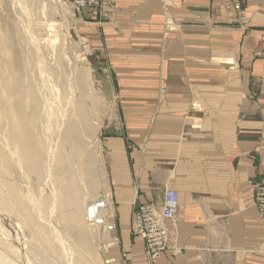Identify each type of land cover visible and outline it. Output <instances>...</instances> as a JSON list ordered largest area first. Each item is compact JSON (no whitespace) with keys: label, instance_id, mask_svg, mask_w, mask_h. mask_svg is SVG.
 Masks as SVG:
<instances>
[{"label":"crops","instance_id":"1","mask_svg":"<svg viewBox=\"0 0 264 264\" xmlns=\"http://www.w3.org/2000/svg\"><path fill=\"white\" fill-rule=\"evenodd\" d=\"M162 1L168 30L179 29L165 37ZM114 2V24L89 29L125 59L116 66L137 146L130 162L119 139L108 142L120 250L144 263L143 240L131 239L132 203H158L170 188L179 210L168 234L180 250L155 264H264L251 190L264 184V59L254 55L264 48V0H242L244 26L228 25L236 18L223 0Z\"/></svg>","mask_w":264,"mask_h":264},{"label":"bare ground","instance_id":"2","mask_svg":"<svg viewBox=\"0 0 264 264\" xmlns=\"http://www.w3.org/2000/svg\"><path fill=\"white\" fill-rule=\"evenodd\" d=\"M30 1L12 0L14 12L21 14ZM109 1L112 6L113 1ZM223 8L237 21L243 5L235 13L223 0ZM241 18L245 25L243 14ZM4 38L0 36V45L6 44L9 49L6 54L7 47H0V264H96L100 260L101 264H110L104 252L111 246L106 245V238L113 229L115 210L110 197L99 196L98 192L103 187L99 142L92 138L87 143V74L71 60L61 62L67 81L75 72L81 94L74 99L70 93L73 87L65 83L57 99L50 77H59V65H41L39 60V65L33 66L26 55L29 41L40 55L34 34L18 24L13 34ZM92 145L94 150L89 148ZM166 191L177 195L175 218L179 197L175 190ZM167 222L163 223L168 228ZM63 227L80 237L76 242L80 253L74 254ZM134 229L132 222V232ZM89 235L98 240V258L87 244ZM56 244L61 246L60 253ZM146 253L149 259L162 254L150 258Z\"/></svg>","mask_w":264,"mask_h":264},{"label":"rangeland","instance_id":"3","mask_svg":"<svg viewBox=\"0 0 264 264\" xmlns=\"http://www.w3.org/2000/svg\"><path fill=\"white\" fill-rule=\"evenodd\" d=\"M31 1L26 3L25 5L27 8L25 10L26 12L23 11L21 14H17L16 12H14L15 10L12 7V3H11L12 0H0V36L2 37V39L5 40L4 36L6 35L7 37L10 36V34L12 35L18 24L20 27L26 26L27 30L29 29L32 32V34H34L35 38L37 39V45L40 48L39 50L40 55L38 56L35 53V50L32 47L34 43H32L31 41H29L28 44L25 46V50L27 51L26 55L28 57L29 62L33 66L38 64L39 60L40 61L42 60L39 63L41 65L42 63L45 65H52V64L59 65L58 67L59 69L57 68V72L60 73L59 77L58 74H57V78L50 77L52 92L54 95H56L57 99L60 97V91L63 88L62 84L65 83L68 85L71 84V86L73 87L70 93L72 94V97L74 99L81 94L80 89L76 86V76L74 74L75 72L73 74L71 73L70 77H72V79L67 81L66 78H64L63 76L62 73L63 70L60 69L62 67V64H60L61 62L67 63L71 60L70 62H72L73 65L74 63L80 65L81 67L79 68L81 69V71L87 74V76L85 77L86 78L85 88H87L86 89L87 96L84 99L85 107L88 113V126H89L87 143H91L92 141L99 142L100 150L102 154L101 182L103 184V187L100 186L98 192L101 191L99 192L100 193L99 196L101 194L104 196L106 195L109 196L111 200L110 190H107L108 187H110V177H111L110 162H109L110 161L109 156L111 152L108 144V142L110 141L109 139L117 138L122 142L123 147L125 148V153L127 155V158L129 159V162L131 160L130 157L131 151L135 147H137L136 143L130 137L129 130L126 125V120H125L126 115L124 114V110H125L124 106L128 104L127 102L129 99L128 100L123 99V97L121 96L122 94H120L122 92L124 82L121 81V79L119 78L120 75L118 73V68L116 66L117 62L124 61L125 59L116 58L115 55L111 53L112 51L109 49V45L111 44L107 40H105L104 32L100 30L103 25L114 24L112 14L116 7L115 2L114 0H112L113 1L112 6H109V8L107 6L106 9L105 6H102L103 8H98L95 10H88L85 8L77 10L73 8L71 4V0H36L35 2L32 1L33 3ZM50 8H52V10ZM168 8H169V4L166 5L162 1L161 2L162 12L163 14H165L166 12L164 16V20L162 22V31L164 32L163 33L164 37L169 35L171 31L177 32L179 30L178 28L171 29L170 31L168 30V27L170 26L169 17H171L169 16L170 12H168ZM241 17L242 15L238 16L239 19L237 20V22L235 20H232L233 18L230 17L229 19L230 24L228 25L244 26V21H241L242 19ZM89 26L90 28L91 26L95 27L96 29L100 28L98 31H96L98 34V35L96 34V37L91 35ZM176 26L177 27L180 26L178 22H176ZM48 29L51 30L48 31ZM46 31L48 32V35H46L47 33ZM263 34L264 31L261 37L264 43ZM4 46L7 47V49H5V53H6L9 48L8 45L6 44L0 45V47L2 48ZM112 46L114 45L112 44ZM11 51L13 54L14 51L13 50ZM254 55L256 57L264 59V48L260 51H257ZM59 56H61L62 58H60ZM34 74L37 75V73ZM160 92L163 93L164 89H161ZM91 139L92 141H90ZM89 148L94 150L93 145L89 146ZM114 155L115 157L118 156L117 153H115ZM263 185H264L263 183H258L256 181L255 182L253 181L251 185V190L253 195V205L256 208L257 212H258V206L256 205L257 202L256 188ZM167 189L170 188H165L163 190L161 199L158 203H143V204H138L137 202L132 203L131 224L132 222H134V214L139 210L140 206L153 205V204H156L155 206L158 207L159 205L161 206L164 191ZM114 216H115V212H114ZM114 216L112 217L111 222L114 221L115 218ZM172 225L174 226L175 222ZM165 228L168 234V228L166 226ZM62 229L65 232L64 234H66V236L68 235L69 240L71 239L70 242H72L71 244H73V247L75 249L74 254L80 253L77 249L78 245L76 244L77 240H79L80 237L75 236L76 234L74 232L67 231L66 228L64 227ZM131 236H132L131 239H133V237H138L139 239H141L135 233V230L132 232ZM77 237L78 239H76ZM94 238L95 237L89 235V237L87 238L88 240L87 239L86 240L88 246L90 245L89 249L95 254V257L98 258V256L96 255L98 253L97 250L98 240ZM106 240L108 241L106 245L111 244V246L106 247V250L104 252V259L106 261H110V264L111 263L139 264L137 261L138 259L137 257H139L138 253L134 252L136 250L132 252L130 259L127 256L129 253L127 250L124 251L120 250L119 237L116 233V229L114 228V226L112 231L109 234H107ZM75 245H77L76 248ZM56 246H57L56 247L57 252L60 253L61 246L59 244H56ZM91 248H93V250ZM179 250H180L179 247L174 245V243L171 244L169 240L168 247L165 251L162 252V254L168 252L173 255H176L179 253ZM143 253H144L143 264H155V261L162 256V254H160L155 259H149L146 253L145 242H144ZM141 257L143 256L140 255V258ZM98 262H96V264L102 263L101 260L99 263Z\"/></svg>","mask_w":264,"mask_h":264},{"label":"built area","instance_id":"4","mask_svg":"<svg viewBox=\"0 0 264 264\" xmlns=\"http://www.w3.org/2000/svg\"><path fill=\"white\" fill-rule=\"evenodd\" d=\"M232 2V3H231ZM73 8L95 10L105 9L111 6L109 0H71ZM227 9L240 12L242 0H225ZM241 10V9H240ZM256 205L262 222H264V185L256 188ZM177 212V195L174 192L166 191L163 194L161 206L142 205L134 214L135 233L145 241L146 251L150 258L165 251L168 247V234L164 221H172Z\"/></svg>","mask_w":264,"mask_h":264}]
</instances>
